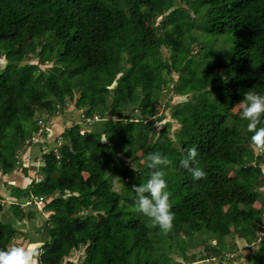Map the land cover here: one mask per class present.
I'll return each instance as SVG.
<instances>
[{
	"label": "trees",
	"instance_id": "trees-1",
	"mask_svg": "<svg viewBox=\"0 0 264 264\" xmlns=\"http://www.w3.org/2000/svg\"><path fill=\"white\" fill-rule=\"evenodd\" d=\"M24 38L30 49L17 45ZM1 60L3 176H28L20 154L41 130L38 116L74 104L86 125L74 122L58 151L43 154L42 179L8 186L20 223L36 215L29 200L46 203L39 264L236 263L237 238L258 246L250 261L264 264V146L250 141L240 109L232 112L244 92L264 93V0H0ZM168 89L189 96L167 102L180 125L174 138L171 122L155 126ZM96 118L100 132L89 130ZM193 146L206 173L197 180L179 164ZM152 151L172 161L168 231L136 209L131 187L146 179ZM4 201L0 192V212ZM28 237L0 219V248ZM74 252L83 261H70Z\"/></svg>",
	"mask_w": 264,
	"mask_h": 264
},
{
	"label": "rangeland",
	"instance_id": "rangeland-1",
	"mask_svg": "<svg viewBox=\"0 0 264 264\" xmlns=\"http://www.w3.org/2000/svg\"><path fill=\"white\" fill-rule=\"evenodd\" d=\"M161 20V18H159L158 22ZM49 33H45L44 35H37V40L36 44H40L43 45L46 40L49 38ZM41 37V38H40ZM17 45L20 48H27L30 49L33 41H31L28 38H24L22 40L17 41ZM39 47V46H38ZM163 53L166 56H169V52L168 50L163 48ZM34 63H37V60L33 57L32 60ZM5 65V60H1L0 61V67L3 68ZM49 65H43L42 68H46ZM217 78H220L221 74L219 72L216 73ZM177 76L175 75V78ZM189 98L186 96H175L173 89H168L163 91L162 96H161V106L158 107V110L160 111L159 115H161L162 112V107L167 106V109H165L164 113H165V118L162 121H158L155 126L157 131L159 132L163 127L164 124L167 122H171L172 126L168 129V135L172 138H174L175 133L180 129V125L172 119V112H173V106L167 105V102L171 100L172 105L178 104L179 102H183L185 100H187ZM112 98L108 99V105L110 106L112 104ZM239 107L235 108L234 110H232L233 114L237 112ZM62 111L61 113L55 117V118H51L48 119L45 116H38L36 119L40 120V128L41 130L39 131V133L34 135V139H33V144L30 146H25L22 149V153L20 154V160L22 162V166L23 167H28V174L30 177L32 178H39L42 179L43 176H41L40 171H41V166L43 165V154L48 153L49 151H51L52 149H54L55 151H58V147L61 145L62 141H61V134L65 131L66 128L72 126L74 124V121L76 122H80L82 123V128L85 129L86 125L84 123V119H83V112L78 110L76 108V106L74 104H71L69 106H67L66 108L62 107L61 108ZM133 108H131L130 110H132ZM135 113H137V111H134ZM109 117V116H108ZM107 118V117H106ZM92 125L89 126V130H92L94 132H100L103 128V124H105L104 120H100L99 118H96L95 120H93ZM62 124V125H61ZM84 124V125H83ZM38 144V145H37ZM38 146H42L41 150H38ZM264 168V165H263ZM24 176L22 170H18L14 175H12L14 178L15 176ZM26 176V175H25ZM12 178V177H10ZM28 179V178H27ZM7 176H3L0 173V191L2 193H6L7 196H5V201L3 202V204H5V206L8 205V203L10 202V200L12 201V197L9 195V190H8V184L5 183L8 182L7 181ZM136 183H140L139 181H137ZM22 185V184H21ZM121 186H116V189H119ZM260 191H262V193L264 194V188L260 189ZM59 193H57L55 196H58ZM54 197V196H53ZM8 202V203H7ZM46 205V203L44 202V204H40L38 206L36 205H31L33 208H35V211L33 212H38L36 217L34 218L35 222L37 221V226H36V231H39V235H42L47 237L49 236V229L47 227L46 224V219H48L49 214L45 211L44 206ZM30 205H28L27 207H29ZM256 206L259 208L261 205L258 203L256 204ZM7 208H9L7 206ZM29 210H32L30 208H28ZM92 211V210H91ZM7 214V215H6ZM10 214L8 212H5V215H1L2 220L5 222H12L14 223L13 219L11 221H8V218ZM10 218V217H9ZM17 226H21L20 224ZM23 231H27V225L24 226ZM41 233V234H40ZM24 240V239H22ZM215 243V242H213ZM32 247V246H30ZM258 246H248L247 242L243 239L237 238V250H236V254H238L240 257L239 260L235 261L236 263L230 262L228 264H253L250 261V257L254 254V252L257 250ZM194 251L196 253H201L203 252L202 248H196L194 249ZM231 256V255H230ZM174 260L176 262H182V259L179 258L177 255L173 256ZM70 261H83V254L78 253V252H74L72 253V257L70 258ZM228 262V261H227ZM37 264L38 263V259H37ZM194 264H209L208 262L205 261H199L196 262Z\"/></svg>",
	"mask_w": 264,
	"mask_h": 264
},
{
	"label": "clouds",
	"instance_id": "clouds-1",
	"mask_svg": "<svg viewBox=\"0 0 264 264\" xmlns=\"http://www.w3.org/2000/svg\"><path fill=\"white\" fill-rule=\"evenodd\" d=\"M239 115L247 121L246 127L251 132L250 141L258 146H264V93L248 90L243 99L238 102ZM197 151L195 146L187 150L179 164L186 169L193 180L206 175L197 166ZM148 174L145 180L132 184L136 209L151 220V223L163 231L173 226L175 212L172 210L170 191L166 169L172 161L160 151H152L146 155ZM39 249L36 246L26 247L13 244L0 248V264H37Z\"/></svg>",
	"mask_w": 264,
	"mask_h": 264
},
{
	"label": "crops",
	"instance_id": "crops-1",
	"mask_svg": "<svg viewBox=\"0 0 264 264\" xmlns=\"http://www.w3.org/2000/svg\"><path fill=\"white\" fill-rule=\"evenodd\" d=\"M74 122H76V121H74ZM38 147H39L38 150L40 151L42 146L41 147L38 146ZM11 177L12 178L7 176V179H8L7 181L8 182L5 181V183H7L9 186L12 185V186L20 187L22 189L27 188L28 186H30L31 183L33 182V180L36 179V178L30 177L29 174H28V176L24 175V176L20 177V176L17 175V176H15V178L13 176H11ZM1 194L3 195V197L7 196L5 192L4 193L1 192ZM11 202H12L11 200H10L9 203L7 202L8 203L7 206L9 208H7V206H5V204H3V211L0 212V219L2 220L1 215H5V212H8L10 214V216H9L10 218L7 216L8 221H11L13 219L15 226H17L19 224L21 225V226H17L21 230H23L24 226L27 225V231L26 232L29 233L28 239H24V240L18 239L15 244L23 245V246H26V247L36 246V247H38V249H40L49 240V236H47V237L43 236L42 237L43 234L39 235V232L36 231L37 221L35 222L34 218L36 217L38 212H36V215L34 216V218L30 219V217L27 216L26 219H24V221L20 223V222L16 221L13 213L10 211V203ZM28 211H29V209L26 207V212L28 213Z\"/></svg>",
	"mask_w": 264,
	"mask_h": 264
},
{
	"label": "built area",
	"instance_id": "built-area-1",
	"mask_svg": "<svg viewBox=\"0 0 264 264\" xmlns=\"http://www.w3.org/2000/svg\"><path fill=\"white\" fill-rule=\"evenodd\" d=\"M40 204H44V201H43V199L42 198H35V200L34 201H28L27 202V205H36V206H38V205H40Z\"/></svg>",
	"mask_w": 264,
	"mask_h": 264
}]
</instances>
